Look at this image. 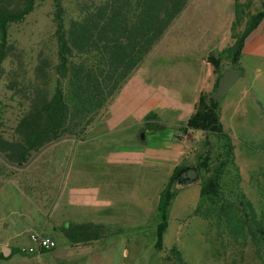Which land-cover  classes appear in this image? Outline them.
I'll use <instances>...</instances> for the list:
<instances>
[{
    "label": "rangeland",
    "instance_id": "obj_1",
    "mask_svg": "<svg viewBox=\"0 0 264 264\" xmlns=\"http://www.w3.org/2000/svg\"><path fill=\"white\" fill-rule=\"evenodd\" d=\"M235 2L243 12L244 21L250 15L264 11V0ZM63 5L66 20L76 16L75 0H64ZM187 5L160 41L172 35L174 37L167 38L160 46L158 43L152 48L136 71L107 102L104 112L100 111L85 128L90 127L99 117L89 131V139L92 140L86 143L88 146L85 144L77 146L74 153L78 154L79 149L83 151L85 149L87 155L106 156L111 152L118 153L122 158L123 155H138L136 153L140 152L145 157L141 158L140 163L119 165L117 176L114 175L109 184L111 189H118L120 201L128 200L134 207L136 216L133 220L137 225L148 220L147 226L143 227L148 230L147 235L138 236V233L143 232L141 230L136 234V237L142 238L141 241L136 239L133 243L135 264H264V241H255L249 235L245 240L236 241L224 224L218 223L215 218L206 217L207 214L204 212L195 214L199 206L198 182L186 186L177 185V195L169 210L168 227L163 234L162 249L158 251L154 247V226L158 222L155 213L147 217L148 207L155 205L158 192L165 185L166 178L163 171H156L153 167L157 168L162 163L163 156L173 159L178 155L176 144H167L163 138L169 135L178 123L175 127L177 137L184 140L190 131L186 128L187 121L196 111L195 108L192 115L185 118L184 112L192 108L190 105L194 96L192 88L196 83L190 70L191 57L187 60V64L190 65H183V57L178 50L183 43L192 44L205 30L213 29L232 16L228 0L195 2L189 0ZM243 29L244 24L232 31L231 25L232 44L234 42L232 34L238 35ZM54 30L53 0H37L33 11L22 22L9 27V42L15 46L16 51L15 56H10L4 61L3 73L0 76V131L5 137L11 135L13 127L26 110V100L20 91L23 83L34 79L35 68L41 59L48 60L51 66L57 63ZM224 55L208 56L220 59V69L215 70L216 78L219 72L236 67L231 66L230 59L227 60L229 54ZM243 62L247 79L253 78L255 67L263 64L253 59L248 60L246 57ZM260 68L263 71L259 77L263 79L262 83L254 82V91L257 93L250 92L244 95L239 112L228 104L231 103L232 96H237L243 84L247 86L251 80L245 82L240 80L233 85L225 97L218 100L217 109L218 112L220 106L227 105L229 115L226 117L227 121L222 119V126L223 131L232 139L234 162L240 174L235 185H232L228 178L223 180V192L227 199L240 204L246 214H249L247 209L249 203L258 220L264 215V67ZM51 80L53 83V76ZM216 81L213 91L205 96L214 95ZM63 86L67 98L69 91L66 81L63 82ZM168 92L178 96L177 101L183 106L173 113L160 111L159 108L162 101H168L167 96L165 97ZM148 113L156 115L157 122L165 125V129L149 135L145 144L142 143L139 131L134 141L131 134L142 121L141 116ZM192 133L194 134L187 138L192 142L189 146L190 155H187L189 150H185L186 156L183 157L180 166L194 167L200 157L204 158L207 155L209 149L211 157L216 154L215 148L218 145L214 134ZM99 134L100 137H91ZM148 154L152 156L150 160L147 158ZM75 157L76 155L72 157V162ZM9 169L0 160V173L6 176ZM73 169L77 172L78 165ZM75 181L79 185L78 181ZM92 181L88 179L87 183L92 184Z\"/></svg>",
    "mask_w": 264,
    "mask_h": 264
},
{
    "label": "trees",
    "instance_id": "obj_2",
    "mask_svg": "<svg viewBox=\"0 0 264 264\" xmlns=\"http://www.w3.org/2000/svg\"><path fill=\"white\" fill-rule=\"evenodd\" d=\"M36 1L0 0V76L4 61L15 56L16 51L9 42V27L22 22L33 11ZM63 1L53 0L57 63L51 66L48 60H40L34 79L23 83L20 90L26 100V110L10 136L5 137L0 131V160L11 168L26 166L37 153L50 145L67 138H78L136 71L189 2L75 0L76 16L66 20ZM263 19L264 11H261L244 21L240 6L235 4L232 31L242 24L244 29L238 35L232 34L234 42L227 50L231 66L238 63L246 38ZM208 62L215 70L220 69L219 58L210 56ZM222 73L219 72L218 78ZM51 76L54 77L53 83ZM64 81L68 84L67 98ZM217 109L218 100L202 94L195 113L186 124L192 132L214 134L218 145L214 157H211L209 149L194 166L200 176L199 206L195 214L204 212L206 217L215 218L224 224L236 241L245 240L247 235L255 241H264V215L258 220L249 203V214H246L240 204L227 199L223 192V180L228 178L235 185L240 174L234 162L232 139L223 131ZM164 129L165 125L158 123L153 113H148L140 133ZM185 167L175 168L159 193L158 223L153 238L158 251L162 249L169 210L177 195L175 178ZM2 176L0 173V178Z\"/></svg>",
    "mask_w": 264,
    "mask_h": 264
},
{
    "label": "crops",
    "instance_id": "obj_3",
    "mask_svg": "<svg viewBox=\"0 0 264 264\" xmlns=\"http://www.w3.org/2000/svg\"><path fill=\"white\" fill-rule=\"evenodd\" d=\"M228 1L232 8V16L230 15L226 22L223 21L213 29L208 28L195 38L192 44L183 43L178 50L183 57V65H190L187 64V60L191 57L190 70L196 83L192 88L194 92L190 103L192 108L184 112L185 118L195 111L200 95H208L214 89L218 77H215L216 71L208 62V56L223 57L232 46L230 35L236 2ZM173 37L172 35L159 41V46L165 39ZM245 57L264 64V19L246 38L239 61L232 69L240 73L237 82L251 80L247 86L243 84L237 96L231 97V103L228 105L233 106L236 112L241 108L244 95L250 92L257 93L254 91V82L262 83L263 80L259 78L263 72L260 68L264 67L263 64L255 67L253 78L247 79L243 62ZM229 59L230 57L227 60ZM165 97L168 101H162L159 105L160 111L173 113L183 107L177 101L178 96L168 92ZM101 112H104V109ZM228 113L227 105L220 106L218 116L221 125L222 119L227 121ZM146 115L141 116L142 121L131 134L134 141L136 134L138 136V132L144 128L142 124ZM156 118L158 120L157 116ZM98 119L99 117L96 121ZM94 123L78 138H67L43 149L26 166L9 167L7 175L0 178V264H135L133 243L136 239L141 241V237H136L141 230L143 232L138 233V236L147 235L148 230L143 227L147 226L148 220L137 225L133 220L136 216L134 207L128 200L120 201L118 189H111L109 184L114 175L117 176L119 165L140 163L141 158L145 157L140 152H134L138 155H123L122 158L118 153L111 152L106 156H92L87 155L85 149L84 151L79 149L78 154H75L77 146L85 144L87 147L86 143L92 140L89 139V131ZM177 124L163 140L167 144L175 143L178 155L173 159L163 156L162 163L157 168L153 167L156 171H163L166 183L175 168L182 164L183 157L186 156L185 150H189L187 155H190L191 151L189 146L192 142L187 138L194 133L188 131L184 140L178 138L175 128ZM100 134L91 137L97 138L101 136ZM152 134H144L145 139L142 143L145 144L148 136ZM74 155L76 163L71 160ZM151 157L150 154L147 155L149 160ZM76 165L77 172L73 169ZM88 179L91 181L93 179V183H87ZM158 198L159 194L155 205L148 207L147 217L156 214ZM33 233H40L54 240L56 247L40 252L30 241V235ZM23 248L32 249L34 252L22 253Z\"/></svg>",
    "mask_w": 264,
    "mask_h": 264
},
{
    "label": "water",
    "instance_id": "obj_4",
    "mask_svg": "<svg viewBox=\"0 0 264 264\" xmlns=\"http://www.w3.org/2000/svg\"><path fill=\"white\" fill-rule=\"evenodd\" d=\"M240 73L236 70L227 69L217 80L216 89L213 95L215 100L222 99L230 88L238 81ZM141 140H144V134L140 133ZM199 173L196 168L187 166L181 169L176 175L178 185L186 186L199 181Z\"/></svg>",
    "mask_w": 264,
    "mask_h": 264
},
{
    "label": "built area",
    "instance_id": "obj_5",
    "mask_svg": "<svg viewBox=\"0 0 264 264\" xmlns=\"http://www.w3.org/2000/svg\"><path fill=\"white\" fill-rule=\"evenodd\" d=\"M30 241L33 242L40 252L49 251L56 247V242L48 237L41 235L40 233H33L30 235ZM22 253H32V249H21Z\"/></svg>",
    "mask_w": 264,
    "mask_h": 264
}]
</instances>
